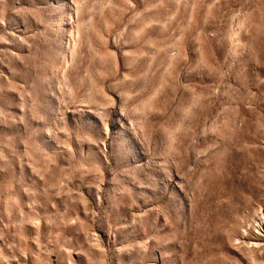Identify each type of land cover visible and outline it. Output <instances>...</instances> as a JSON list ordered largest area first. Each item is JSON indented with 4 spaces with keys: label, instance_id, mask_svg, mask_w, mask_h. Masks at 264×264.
I'll use <instances>...</instances> for the list:
<instances>
[{
    "label": "rangeland",
    "instance_id": "1",
    "mask_svg": "<svg viewBox=\"0 0 264 264\" xmlns=\"http://www.w3.org/2000/svg\"><path fill=\"white\" fill-rule=\"evenodd\" d=\"M0 264H264V0H0Z\"/></svg>",
    "mask_w": 264,
    "mask_h": 264
}]
</instances>
